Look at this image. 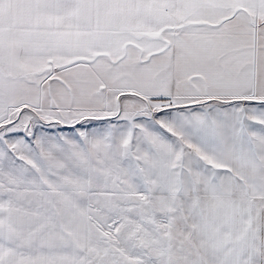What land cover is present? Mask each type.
Masks as SVG:
<instances>
[{
	"label": "snow or ice",
	"instance_id": "snow-or-ice-1",
	"mask_svg": "<svg viewBox=\"0 0 264 264\" xmlns=\"http://www.w3.org/2000/svg\"><path fill=\"white\" fill-rule=\"evenodd\" d=\"M0 264H264V0H0Z\"/></svg>",
	"mask_w": 264,
	"mask_h": 264
}]
</instances>
